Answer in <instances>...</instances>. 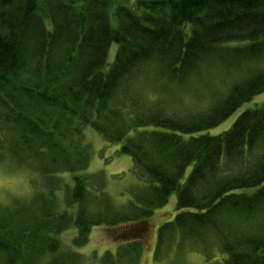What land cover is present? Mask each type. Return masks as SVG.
Returning a JSON list of instances; mask_svg holds the SVG:
<instances>
[{
    "label": "trees",
    "instance_id": "1",
    "mask_svg": "<svg viewBox=\"0 0 264 264\" xmlns=\"http://www.w3.org/2000/svg\"><path fill=\"white\" fill-rule=\"evenodd\" d=\"M146 67L181 87L210 70L232 81L208 109L177 114L159 96L128 99ZM263 91L264 0H133L113 12L108 0H0V165L33 176L25 198L0 202V264H139L148 220L172 193L154 260L166 245V256L196 247L206 264H264V103L209 132ZM85 127L141 173L124 201L86 172ZM95 225L125 242L117 253L74 249Z\"/></svg>",
    "mask_w": 264,
    "mask_h": 264
},
{
    "label": "rangeland",
    "instance_id": "2",
    "mask_svg": "<svg viewBox=\"0 0 264 264\" xmlns=\"http://www.w3.org/2000/svg\"><path fill=\"white\" fill-rule=\"evenodd\" d=\"M133 0H108L111 12L120 4L126 6L131 5ZM116 50V44L110 47L107 61L113 59ZM155 69L151 67L143 68L142 71L133 79L126 94L128 99L136 98L138 95L148 105L152 103L157 96L162 98V105L177 114L188 113V110L202 111L208 109L211 104V96L223 93L231 83L232 79L224 78L221 75L204 71L203 77L195 84L186 85L184 87L176 86L175 83L167 81L163 77L156 74ZM203 86H200L204 84ZM123 94V92L121 93ZM129 94L131 97L129 98ZM123 96H121L122 98ZM125 100V98H124ZM264 103V91L252 96L249 100L243 102L231 115H229L219 125L209 130L211 134H219L231 127L239 114L246 109L257 107ZM84 139L89 143L88 155H90L89 164L86 172L95 173L104 181V187L110 193L114 202L124 201L131 192L142 185L143 178L141 173L135 168L132 158L129 155L117 153L120 146L109 143L104 137L90 127L84 128ZM0 165V202L10 203L17 198H25L29 189V181L33 176L24 168L8 166V163ZM192 166L186 169L183 181L191 171ZM122 193V194H120ZM125 193H128L124 196ZM176 193H172L167 202L154 210V213L148 220V229L145 231L142 240V248L139 264H206L204 255L196 247H187L182 251L170 252V256H166L168 248L164 245L160 258H153V253L157 245V229L165 221H170L176 214ZM121 228V227H119ZM118 228V229H119ZM75 235V229L62 232L60 239L66 245L72 243ZM123 241L115 239L112 231L106 226L95 225L90 231L88 242L78 248H74L77 252L90 256L91 253L97 252L102 254L105 251L117 253L119 245H123ZM207 248L213 258L220 257L221 253L217 244L209 243ZM165 250V251H164Z\"/></svg>",
    "mask_w": 264,
    "mask_h": 264
}]
</instances>
